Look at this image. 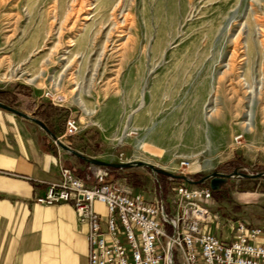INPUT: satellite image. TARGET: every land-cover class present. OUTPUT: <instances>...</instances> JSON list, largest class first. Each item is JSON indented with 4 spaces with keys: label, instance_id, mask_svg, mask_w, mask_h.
I'll list each match as a JSON object with an SVG mask.
<instances>
[{
    "label": "rangeland",
    "instance_id": "obj_1",
    "mask_svg": "<svg viewBox=\"0 0 264 264\" xmlns=\"http://www.w3.org/2000/svg\"><path fill=\"white\" fill-rule=\"evenodd\" d=\"M0 91L33 117L67 107L82 129L57 138L98 132L86 157L185 176L103 167L167 212L185 183L222 219L264 224V0H0Z\"/></svg>",
    "mask_w": 264,
    "mask_h": 264
},
{
    "label": "built area",
    "instance_id": "obj_2",
    "mask_svg": "<svg viewBox=\"0 0 264 264\" xmlns=\"http://www.w3.org/2000/svg\"><path fill=\"white\" fill-rule=\"evenodd\" d=\"M81 129L76 119L66 120V135ZM188 166L189 161H180L181 169ZM60 174L61 180L49 183L34 201L72 206L87 226L88 264H264V224L222 219L206 204L212 198L209 187L176 184L175 208L167 212L162 198L127 191L109 180L103 167L93 166L91 185L71 167L62 166ZM212 224L221 230L227 225L228 234L216 236Z\"/></svg>",
    "mask_w": 264,
    "mask_h": 264
},
{
    "label": "crops",
    "instance_id": "obj_3",
    "mask_svg": "<svg viewBox=\"0 0 264 264\" xmlns=\"http://www.w3.org/2000/svg\"><path fill=\"white\" fill-rule=\"evenodd\" d=\"M62 166L92 184L91 163L58 147L35 122L0 108V264H88L87 226L72 206L34 201L61 180Z\"/></svg>",
    "mask_w": 264,
    "mask_h": 264
},
{
    "label": "trees",
    "instance_id": "obj_4",
    "mask_svg": "<svg viewBox=\"0 0 264 264\" xmlns=\"http://www.w3.org/2000/svg\"><path fill=\"white\" fill-rule=\"evenodd\" d=\"M23 88V87H22ZM22 94L26 93L22 90L19 91ZM17 92L0 91V102L8 103V101L14 102L16 100ZM32 107V106H31ZM69 109L67 107L54 105L51 102H41L35 107L33 112L34 116L42 120L48 129L56 136H60L64 133L65 122L69 115ZM98 138V132L88 131L82 137L65 136L68 144L86 154L89 152L99 153L101 149H98L91 140ZM110 180V179H109Z\"/></svg>",
    "mask_w": 264,
    "mask_h": 264
},
{
    "label": "water",
    "instance_id": "obj_5",
    "mask_svg": "<svg viewBox=\"0 0 264 264\" xmlns=\"http://www.w3.org/2000/svg\"><path fill=\"white\" fill-rule=\"evenodd\" d=\"M0 108H3V109H6L8 111H11L15 114H18L20 116H23V117H26L28 119H30L31 121L35 122L36 124H38L42 129H44V131L46 133L49 134V136L55 140V142L63 149L73 153L74 155L82 158V159H85L86 161H88L89 163L91 164H94V165H98V166H102V167H114V168H126V167H130V166H133V165H141V166H145V167H149L150 169H152L153 171H157V172H161V173H164V174H167V175H170V176H173L175 178H182V179H185V180H188L185 176H180V175H171L170 173H167V172H164L162 170H159L157 168H155L154 166H152L150 163L148 162H142V161H138V162H127V163H110V162H106V161H102V160H99V159H95V158H91V157H86L85 155H83L82 153L78 152L77 150L75 149H72L71 147H69L68 145L62 143L56 135H54L47 127L46 125L39 119L33 117V116H30V115H27L13 107H10L2 102H0ZM213 175H222L220 173H213ZM207 178L204 177V179Z\"/></svg>",
    "mask_w": 264,
    "mask_h": 264
},
{
    "label": "bare ground",
    "instance_id": "obj_6",
    "mask_svg": "<svg viewBox=\"0 0 264 264\" xmlns=\"http://www.w3.org/2000/svg\"><path fill=\"white\" fill-rule=\"evenodd\" d=\"M30 80V79H29Z\"/></svg>",
    "mask_w": 264,
    "mask_h": 264
}]
</instances>
